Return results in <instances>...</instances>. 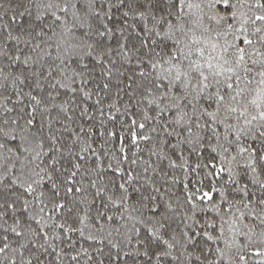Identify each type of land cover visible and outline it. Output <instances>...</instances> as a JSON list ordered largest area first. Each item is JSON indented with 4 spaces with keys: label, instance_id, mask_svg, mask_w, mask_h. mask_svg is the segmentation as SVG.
Segmentation results:
<instances>
[{
    "label": "snow or ice",
    "instance_id": "obj_1",
    "mask_svg": "<svg viewBox=\"0 0 264 264\" xmlns=\"http://www.w3.org/2000/svg\"><path fill=\"white\" fill-rule=\"evenodd\" d=\"M0 264H264V0H0Z\"/></svg>",
    "mask_w": 264,
    "mask_h": 264
}]
</instances>
